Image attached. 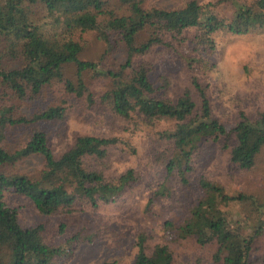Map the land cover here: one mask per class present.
Here are the masks:
<instances>
[{
    "label": "trees",
    "instance_id": "trees-1",
    "mask_svg": "<svg viewBox=\"0 0 264 264\" xmlns=\"http://www.w3.org/2000/svg\"><path fill=\"white\" fill-rule=\"evenodd\" d=\"M228 3L230 10L217 1L201 0H185L174 7L148 5L146 0H0V41L5 44L0 50L2 97L11 92L16 98L36 100L55 87L68 96L30 117L16 116L12 105H0V264H59L73 254L77 242L94 237L76 232L65 243L55 244L43 223L21 224L18 211L6 203V190L27 196L43 214H69L110 204L141 180L134 168L107 174L110 146L117 138L78 133L69 141L62 130L65 146L56 153L50 131L34 125L25 144L11 149L5 145L10 128L40 121L60 124L75 104L130 122L137 119L154 127L165 123L159 130L165 147L158 159L166 175L150 196L148 211L156 201L173 196L175 181L189 186L205 143L229 149L233 169L257 167L264 149V111L257 115L242 111L234 124H227L214 113L209 83L201 79L214 67L210 56L218 37L264 31V0ZM37 5L61 11L70 34L61 37L47 30L34 18ZM90 30L105 40V53L122 45L125 58L118 68L104 67V56L81 57L84 47L75 32ZM167 52L185 59L187 69L194 71L179 93H171V77L159 70V60ZM6 56L18 59L19 65H5ZM97 78L109 80L105 88L91 84ZM31 155L45 160L39 173L2 169ZM197 184L200 195L187 215L163 219L162 241L151 244L152 234L146 230L137 234L133 264H192L178 258L173 247L186 239L202 246L214 244V259L221 264H264V254H258L255 245L263 231L264 200L230 194L203 174Z\"/></svg>",
    "mask_w": 264,
    "mask_h": 264
},
{
    "label": "rangeland",
    "instance_id": "rangeland-1",
    "mask_svg": "<svg viewBox=\"0 0 264 264\" xmlns=\"http://www.w3.org/2000/svg\"><path fill=\"white\" fill-rule=\"evenodd\" d=\"M184 1L146 0L148 5L165 7L179 6ZM201 1H217L221 3L219 7L224 10L232 8L228 3L232 0ZM33 9L34 18L47 30L56 32L61 37L70 34L62 22L65 15L61 11L48 10L40 5ZM75 37L83 44L82 58L98 60L104 56L102 65L114 69L123 63L125 56L122 45H117L111 52L105 53L106 42L98 31H76ZM4 46L5 44L0 41L1 51ZM210 57L214 67L205 74L202 73L201 79L204 83H209L208 91L214 113L227 124H234L242 111L249 115L263 112L264 31L255 30L246 34L228 32L218 37L217 48ZM184 60L171 52L165 53L163 59L159 60V70L166 72L173 81L172 94L181 92L194 75V71L187 69ZM4 62L7 66L19 65L18 59L11 56H6ZM71 69L70 76L73 73ZM108 82L109 80L91 79V84L97 89L105 88ZM2 90L0 85V105H12L16 116L30 117L42 108L59 103L62 98L68 97L61 88L56 87L45 91L43 96L36 100L16 98L11 92L4 98ZM71 111L69 117L60 124L40 121L36 124L10 128L5 145L11 149L22 147L34 125L50 131L51 146L56 153L65 146V142H61L60 139L62 130L66 131V139L69 141L78 133L117 138L110 146L107 174L116 176L129 168H134L140 173L141 180L110 204L97 208L86 206L85 209L69 214H43L27 196L12 190L5 191L6 203L18 211L21 224L35 226L43 223L48 238L55 244L65 243L66 239L76 232H81L84 236L94 235L92 240L77 242L73 254L60 259L59 264H103L106 261L133 264L137 253L135 246L137 234L146 230L152 234L149 239L151 244L162 241L163 219H183L187 215L189 208L200 195L197 179L202 174L222 184L230 194L244 193L255 196L259 201L264 200V149L255 169L241 171L233 169L229 149L222 148L219 144L205 143L201 148V155L196 160L195 169L189 175V186L183 187L175 181L173 196L156 201L152 206L153 211H148L146 205L149 198L166 175L164 165L158 159L165 147L159 134L165 123L154 127L137 119L130 122L103 109L87 112L81 104L73 105ZM44 162L41 155H31L2 169L6 172L36 174L40 172ZM173 245L178 258L188 260L192 264H221L214 259V244L202 246L193 239H186ZM255 245L256 252L264 254V224L263 231L255 239Z\"/></svg>",
    "mask_w": 264,
    "mask_h": 264
}]
</instances>
